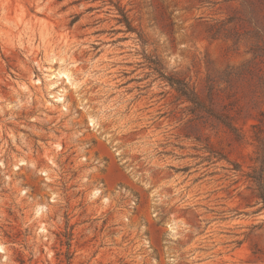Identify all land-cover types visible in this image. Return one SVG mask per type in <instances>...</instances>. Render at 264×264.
I'll list each match as a JSON object with an SVG mask.
<instances>
[{
    "label": "rangeland",
    "instance_id": "1",
    "mask_svg": "<svg viewBox=\"0 0 264 264\" xmlns=\"http://www.w3.org/2000/svg\"><path fill=\"white\" fill-rule=\"evenodd\" d=\"M263 110L264 0H0V264H264Z\"/></svg>",
    "mask_w": 264,
    "mask_h": 264
},
{
    "label": "trees",
    "instance_id": "2",
    "mask_svg": "<svg viewBox=\"0 0 264 264\" xmlns=\"http://www.w3.org/2000/svg\"><path fill=\"white\" fill-rule=\"evenodd\" d=\"M122 11V15L124 16V21L128 23L130 27L129 21L125 16V13ZM172 85H174L177 91L180 93L182 97H184L187 101H189L192 106V112H199L201 114H207L209 117L216 119L224 126H226L230 131H232L236 136H243V131L241 127L237 124L236 115H232L231 112L227 110H217L214 96L217 94L219 89L214 86L209 88V102L206 101L197 88L191 85L188 81L182 78L174 77V76H165ZM263 118L258 119L260 123L264 124V110L261 112ZM260 124H252L253 128H257ZM264 130H260L255 134V140L258 142V153L260 155L257 157L260 161V168H254L252 173L248 174V177L251 178L253 182L256 184V189L258 191V196L262 201V206L264 208Z\"/></svg>",
    "mask_w": 264,
    "mask_h": 264
},
{
    "label": "bare ground",
    "instance_id": "3",
    "mask_svg": "<svg viewBox=\"0 0 264 264\" xmlns=\"http://www.w3.org/2000/svg\"><path fill=\"white\" fill-rule=\"evenodd\" d=\"M60 74H61V75H65V76H67V77L69 78V82L71 83V85H74V82L71 80V74H70V72H66V71L61 72V71H60ZM54 76H55V75H54ZM62 94H63V93L61 92V95L59 96V97H60L59 100H64V97H63ZM90 123H91L94 127H97V126H98V124H96L97 122H94V120H93L92 117L90 118ZM23 163H24V162H23ZM40 208H42V207H40ZM0 250H1V251H4L2 245H0Z\"/></svg>",
    "mask_w": 264,
    "mask_h": 264
}]
</instances>
